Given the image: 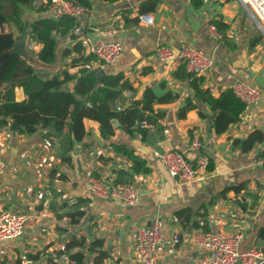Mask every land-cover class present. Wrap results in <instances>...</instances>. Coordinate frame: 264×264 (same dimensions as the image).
I'll use <instances>...</instances> for the list:
<instances>
[{
  "label": "crops",
  "instance_id": "obj_1",
  "mask_svg": "<svg viewBox=\"0 0 264 264\" xmlns=\"http://www.w3.org/2000/svg\"><path fill=\"white\" fill-rule=\"evenodd\" d=\"M145 1L149 0H91L80 40L86 53L92 52L98 40L122 43L118 60L102 66L106 72H124L132 82L133 90H123V99L116 104H130L145 88L156 97L172 94L176 98L153 104L154 112L161 110L164 116L146 126V136L137 131L130 136L114 125V135L106 140L100 136L98 123L90 119L84 120L88 135L77 145L73 136L67 137L66 129L62 135L48 128L22 134L19 126L15 131L10 128L13 121L1 127L0 158L5 170L0 175V210L22 211L29 219L19 237L0 241V264H60L54 256L72 237L80 243L68 248V254H81V261L74 259V264H140L135 230L154 218L161 220L164 237L156 264H198L196 236L206 228L225 234L239 232L240 248L264 251V163L259 162L264 157H258L264 142L249 152L232 146L234 138H244L255 128L264 132V34L239 0H200L199 7L193 0H154L155 6L145 5L141 12ZM142 14L151 15L153 24H141ZM38 15L27 8L23 18L29 23ZM212 20L227 26L224 32L218 30L220 38H213L208 30ZM9 28L16 39L23 37L27 43V36L12 25ZM67 39H59L58 51L68 44ZM159 45L174 52L184 45L203 49L213 60L202 75L204 88L218 96L241 80L260 88L261 102L246 106L241 119L221 135L215 134L211 109L204 102L196 101V108L179 118L178 110L187 97L193 98V88L189 79L182 78L180 65L157 60ZM39 47L35 43L31 52L35 54ZM31 52L29 62L48 75L69 61L46 65ZM68 70L74 73L76 69ZM68 86L72 88V82ZM25 98L23 89L15 86L14 99ZM193 139L201 141L210 168L199 169L190 182H181L167 174L159 156L174 149L194 160L195 153L189 148ZM110 142L126 144L150 169L131 177L139 195L136 206L117 199H95L88 191V176L113 181L115 169L130 165L109 148ZM70 143L69 156L65 151ZM70 198H76L77 203L69 206ZM71 209L84 211L78 226L69 223L67 212ZM175 234L177 243L172 242Z\"/></svg>",
  "mask_w": 264,
  "mask_h": 264
},
{
  "label": "trees",
  "instance_id": "obj_2",
  "mask_svg": "<svg viewBox=\"0 0 264 264\" xmlns=\"http://www.w3.org/2000/svg\"><path fill=\"white\" fill-rule=\"evenodd\" d=\"M34 0H0V54L13 46L16 39L10 28L14 26L17 31L28 40L40 45L34 54L29 53L46 65H53L58 60L68 63L64 68L52 75L45 74L35 68L29 61L19 55H9L0 64V88L8 85L0 97V128L7 126L10 121L19 125V132L32 134L38 128H48L62 135L67 130V137L73 136L79 143L88 135L84 120L90 119L98 123L100 136L108 140L114 135L113 121H117L125 133L132 136L135 131L146 136L148 130L141 125L145 121L148 125L155 124L164 116L159 110L154 112L153 104L156 101H171L174 95L166 94L156 97L150 88H145L140 98L132 99L125 108L117 110L116 101L123 99V90H133L132 82L122 71L115 73L106 72L92 52H85V47L80 40L81 35H73L70 32L79 22L68 15L54 19L43 15V6H34ZM84 6L87 10L91 6V0H72ZM156 1L149 0L141 2V12L145 5L155 6ZM195 7L201 5L200 0H193ZM33 9L38 12L31 22L24 21L25 9ZM220 31H225L226 24L220 20H212ZM82 26V32H83ZM81 32V33H82ZM70 37L68 44L58 51L59 39ZM96 64V67H93ZM75 68V72H69V68ZM183 72L182 78L189 79L193 88V98L187 97L185 104L178 110V117H185L186 113L196 108V101L204 102L211 109V125L216 135L227 131L231 124L238 122L246 108V105L235 96L231 87L221 90L218 96H214L209 89L204 88L201 83L203 76H194L187 73L184 64H180ZM72 82L73 87L69 88ZM23 89L26 98L21 101L14 99V87ZM199 115L203 116L201 112ZM147 125V126H148ZM264 142V132L255 128L244 138H234L233 148L241 152H249L255 146ZM85 145V144H84ZM109 148L117 155L125 157L130 165L128 168L115 169L114 183H130L131 177L139 173L150 171L146 160L139 157L124 143H108ZM70 147L65 152L70 156ZM258 157H264V146L259 151ZM210 168V161L207 169ZM94 176H98L93 174ZM229 188V187H228ZM226 188V189H228ZM239 190V188H235ZM84 211L71 209L67 212L69 223L78 226ZM207 231V228L204 231ZM80 242L74 237L65 245L71 248ZM72 259L80 262V253L70 255Z\"/></svg>",
  "mask_w": 264,
  "mask_h": 264
},
{
  "label": "built area",
  "instance_id": "obj_3",
  "mask_svg": "<svg viewBox=\"0 0 264 264\" xmlns=\"http://www.w3.org/2000/svg\"><path fill=\"white\" fill-rule=\"evenodd\" d=\"M241 4L253 15L259 29L264 34V0H239ZM34 6H43V15L57 19L68 15L74 17L79 24L70 32L73 35H81L84 16L87 9L72 0H34ZM139 22L143 25H152L153 17L149 14L139 16ZM208 30L213 38H220L221 33L215 24H209ZM70 37L67 39L69 43ZM35 42L27 41V50H32ZM122 43L119 40H98L92 46V53L99 62L111 65L118 60L122 52ZM155 57L160 62H170L173 65L184 64L187 73L194 76L206 74L212 67L213 60L205 51L198 47L182 46L178 52H174L167 45H159L155 49ZM231 89L236 97L246 106L256 105L261 102L262 92L259 87L241 80L232 83ZM128 102L116 104L115 108L120 110L128 106ZM142 126H147L141 121ZM189 148L195 153V159L190 160L179 150H165L159 160L172 178L181 182H190L197 178L198 170H205L209 163V157L203 151V145L199 139H193ZM264 163V158L259 160ZM5 170V164L0 158V175ZM88 191L95 199L109 200L117 199L127 206H136L139 195L136 186L130 183H114L110 180L88 176ZM77 203L76 198L68 200L69 206ZM29 215L22 211L9 209L0 210V241L15 239L19 237L28 223ZM196 240L200 248L197 258L198 264H264V251L247 247L240 248L242 235L239 232L225 234L219 230L199 231ZM164 242L162 224L159 218H154L149 225L139 226L134 234V247L140 264H156V252ZM173 243L178 242L175 234ZM171 251V249H170ZM54 259L60 264H74L75 261L68 254L65 244L59 248V253Z\"/></svg>",
  "mask_w": 264,
  "mask_h": 264
},
{
  "label": "water",
  "instance_id": "obj_4",
  "mask_svg": "<svg viewBox=\"0 0 264 264\" xmlns=\"http://www.w3.org/2000/svg\"><path fill=\"white\" fill-rule=\"evenodd\" d=\"M11 54L19 55L25 59L30 58V54H29V51L27 50L26 43H25V40L23 39V37H18L14 41L13 46L10 49H8L7 51L0 54V64L3 63L5 61V59ZM8 86H9V84L0 88V97L2 96V94L7 89ZM113 123L115 126L119 125V123L115 120L113 121ZM18 126H19L18 124H16L15 122H12L10 128L15 131L18 128ZM208 130L210 131V128ZM75 142L77 145L78 142L77 141H75ZM75 153H77V149L75 150Z\"/></svg>",
  "mask_w": 264,
  "mask_h": 264
},
{
  "label": "rangeland",
  "instance_id": "obj_5",
  "mask_svg": "<svg viewBox=\"0 0 264 264\" xmlns=\"http://www.w3.org/2000/svg\"><path fill=\"white\" fill-rule=\"evenodd\" d=\"M7 29L9 28V27H6Z\"/></svg>",
  "mask_w": 264,
  "mask_h": 264
}]
</instances>
